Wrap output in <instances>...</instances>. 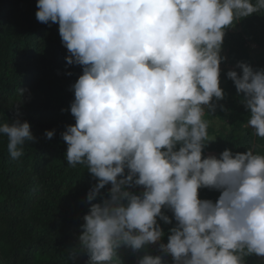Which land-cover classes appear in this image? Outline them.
Segmentation results:
<instances>
[{"label": "clouds", "instance_id": "1", "mask_svg": "<svg viewBox=\"0 0 264 264\" xmlns=\"http://www.w3.org/2000/svg\"><path fill=\"white\" fill-rule=\"evenodd\" d=\"M37 9L39 22L59 24L67 64L83 67L71 85L75 123L61 134L66 161L98 178L89 202L111 184L109 196L84 215L74 252H86L87 264H122V246L139 251L162 240L158 219L172 224L168 209L176 225L159 250L173 264L264 258V154L249 148L204 156L216 139L206 111L214 113V99L225 96L226 29L264 12V0H37ZM236 68L242 75L229 70L227 77L244 94L247 126L264 138V68L244 61ZM20 115L17 107V118L0 125L12 160L37 140ZM137 186L142 193L130 190ZM201 188L220 195L201 199ZM139 264L165 262L145 254Z\"/></svg>", "mask_w": 264, "mask_h": 264}, {"label": "trees", "instance_id": "2", "mask_svg": "<svg viewBox=\"0 0 264 264\" xmlns=\"http://www.w3.org/2000/svg\"><path fill=\"white\" fill-rule=\"evenodd\" d=\"M37 11V0H0V125L11 124L18 107L21 121L30 123L37 138L25 143L19 160H12L7 136L0 134V264H87L86 252H74L83 217L91 204L109 196L111 184L89 202V190L98 178L86 165L73 167L66 161L68 145L61 134L75 123L70 111L75 98L71 85L83 74V67L67 64L69 53L59 24L39 22ZM221 55L227 57L221 62L220 74L225 96L214 99V113L206 111L209 135L216 139L204 148V156L219 157L225 149L235 153L249 148L264 154V138L247 126L250 110L244 106V94L227 77L229 70L242 75L236 68L239 61L254 69L264 68V12L227 28ZM52 129L55 135L48 139L45 132ZM130 190L140 194L143 188ZM199 195L215 201L220 192L201 188ZM162 211L173 218L172 224L158 219L165 232L162 240L139 251L122 246L118 249L122 264H139L145 254L161 255L165 264H173L172 256L159 250V243H167L176 221L171 210ZM246 264H264V258L251 255Z\"/></svg>", "mask_w": 264, "mask_h": 264}, {"label": "rangeland", "instance_id": "3", "mask_svg": "<svg viewBox=\"0 0 264 264\" xmlns=\"http://www.w3.org/2000/svg\"><path fill=\"white\" fill-rule=\"evenodd\" d=\"M252 49H254L256 47V45L254 43H251V46H250Z\"/></svg>", "mask_w": 264, "mask_h": 264}]
</instances>
